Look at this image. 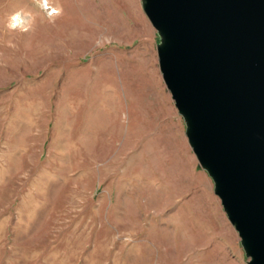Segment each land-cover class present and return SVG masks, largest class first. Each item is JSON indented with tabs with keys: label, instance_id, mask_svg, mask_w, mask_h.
Masks as SVG:
<instances>
[{
	"label": "rangeland",
	"instance_id": "obj_1",
	"mask_svg": "<svg viewBox=\"0 0 264 264\" xmlns=\"http://www.w3.org/2000/svg\"><path fill=\"white\" fill-rule=\"evenodd\" d=\"M150 23L142 0H0V264H248Z\"/></svg>",
	"mask_w": 264,
	"mask_h": 264
},
{
	"label": "water",
	"instance_id": "obj_2",
	"mask_svg": "<svg viewBox=\"0 0 264 264\" xmlns=\"http://www.w3.org/2000/svg\"><path fill=\"white\" fill-rule=\"evenodd\" d=\"M161 74L248 264H264V0H142Z\"/></svg>",
	"mask_w": 264,
	"mask_h": 264
}]
</instances>
